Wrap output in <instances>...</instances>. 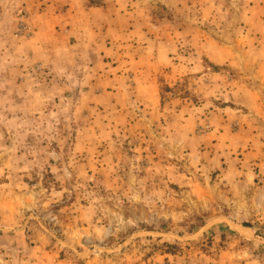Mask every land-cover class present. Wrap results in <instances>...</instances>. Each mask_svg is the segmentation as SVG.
I'll list each match as a JSON object with an SVG mask.
<instances>
[{
	"label": "rangeland",
	"instance_id": "rangeland-1",
	"mask_svg": "<svg viewBox=\"0 0 264 264\" xmlns=\"http://www.w3.org/2000/svg\"><path fill=\"white\" fill-rule=\"evenodd\" d=\"M143 1L185 28L168 63L74 51L0 0V264H264V82L207 56L243 0Z\"/></svg>",
	"mask_w": 264,
	"mask_h": 264
},
{
	"label": "crops",
	"instance_id": "crops-1",
	"mask_svg": "<svg viewBox=\"0 0 264 264\" xmlns=\"http://www.w3.org/2000/svg\"><path fill=\"white\" fill-rule=\"evenodd\" d=\"M201 1V0H199ZM37 4L39 33L67 31L69 48L78 50L107 51L126 48L128 55L138 64L150 62L165 64L175 58L185 37L184 27H167L166 36L152 24L143 0H33ZM35 4V5H36ZM241 24L234 31V38L226 44H212L209 61L219 66L240 67L242 71L255 66L253 76L264 82V0H243ZM195 33V32H194ZM196 34V33H195ZM194 34V38L196 36ZM195 42V40H194ZM197 41V48L200 47ZM183 46V45H182ZM51 48V47H49ZM158 49V50H157ZM159 49L164 53L155 52ZM224 50L225 55L216 53ZM214 50V51H212ZM242 51L243 59L238 57ZM237 53V54H236ZM180 54V53H179ZM255 54V57H252ZM253 96L252 91L249 93ZM256 103V102H255ZM251 106L253 103H243Z\"/></svg>",
	"mask_w": 264,
	"mask_h": 264
},
{
	"label": "built area",
	"instance_id": "built-area-1",
	"mask_svg": "<svg viewBox=\"0 0 264 264\" xmlns=\"http://www.w3.org/2000/svg\"><path fill=\"white\" fill-rule=\"evenodd\" d=\"M28 14L26 11H21L18 14L19 17V24L18 27L21 31H27L29 29L28 23L26 22V18H27Z\"/></svg>",
	"mask_w": 264,
	"mask_h": 264
}]
</instances>
